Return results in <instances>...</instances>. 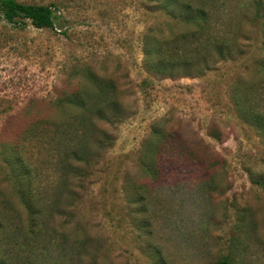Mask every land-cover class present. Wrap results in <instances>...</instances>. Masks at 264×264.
Listing matches in <instances>:
<instances>
[{"label":"rangeland","instance_id":"1","mask_svg":"<svg viewBox=\"0 0 264 264\" xmlns=\"http://www.w3.org/2000/svg\"><path fill=\"white\" fill-rule=\"evenodd\" d=\"M18 1L56 19L0 14V264H264V0H217L221 53L191 37L173 70L150 50L194 30L179 2Z\"/></svg>","mask_w":264,"mask_h":264},{"label":"trees","instance_id":"2","mask_svg":"<svg viewBox=\"0 0 264 264\" xmlns=\"http://www.w3.org/2000/svg\"><path fill=\"white\" fill-rule=\"evenodd\" d=\"M172 2H179V4L181 5L179 14L181 19L187 24L194 26V30H192V32L189 31L178 36V38L181 37L182 39H184L185 42L180 47H178L180 48V50L178 49V51L175 52L170 49L172 48V42L174 40H172L171 38L162 37L161 41H158L159 44L157 48H155V50H150L152 52L155 51L158 54L157 60L153 62L154 66L160 67L167 65L173 70L174 65L179 64L176 59L174 60V58H176V56H184L186 52L188 53L191 44V37L196 40L195 46L193 48V52L196 56L201 55V57H203L204 53L210 54L214 51L216 53H221L222 47L219 46V36L217 32H212L210 33V35L205 36L207 23H210L214 20V14L217 9V0H167L166 4L163 6L165 8H169ZM168 13L170 14L172 12L169 11ZM0 14L3 15V17L9 22H18L21 19H29L34 26L39 28L53 27L56 19L55 11L52 8V5L25 3L19 2L18 0H0ZM204 37L207 39V45H203L202 39ZM147 53L149 52L147 51ZM182 60L183 62L192 63V60L195 61V58H193L192 56H184V58L182 57ZM105 88L108 89V87ZM64 96L65 97L61 99L62 103L65 102L73 104L72 101H75L73 100L74 96L71 94H66ZM83 109H87V107ZM87 115L88 114H86L85 111H83L79 115H76L75 113L69 119H66L67 122L65 123V128L67 127V125H71L72 122H75L78 118H86ZM65 132L66 130L63 133V138H65ZM23 175H26V173L23 172ZM13 188L15 193L17 194L20 204L18 209H21V211L25 210L28 214L31 215L28 227L31 228L30 230H32V232L40 229L38 218L39 214H42L43 211L42 209L35 207L38 202L42 200L39 192L35 190L37 187L33 188V185L30 187L28 182L23 183L16 181V184L13 185ZM7 205L8 202L2 191L0 190V229L3 230L2 233L5 236L9 234V230L13 225L4 217L6 208L11 206V204L8 207ZM16 226L20 228L18 222H16ZM51 239L53 240V245L56 244L59 240L57 234H54V236L52 235ZM51 245L52 243L50 241L48 246ZM48 246L43 245L44 249L45 247L48 248ZM12 263L16 264L15 262ZM221 264H229V262L227 259H224Z\"/></svg>","mask_w":264,"mask_h":264}]
</instances>
